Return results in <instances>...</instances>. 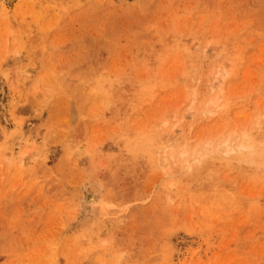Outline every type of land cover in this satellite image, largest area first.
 Returning <instances> with one entry per match:
<instances>
[{
    "label": "rangeland",
    "instance_id": "rangeland-1",
    "mask_svg": "<svg viewBox=\"0 0 264 264\" xmlns=\"http://www.w3.org/2000/svg\"><path fill=\"white\" fill-rule=\"evenodd\" d=\"M0 264H264V0H0Z\"/></svg>",
    "mask_w": 264,
    "mask_h": 264
},
{
    "label": "bare ground",
    "instance_id": "bare-ground-1",
    "mask_svg": "<svg viewBox=\"0 0 264 264\" xmlns=\"http://www.w3.org/2000/svg\"><path fill=\"white\" fill-rule=\"evenodd\" d=\"M9 2V1H8ZM215 103V101H211L210 102V106H213ZM226 144H229V143H226ZM97 180V179H95ZM91 181V180H90ZM89 182V181H88ZM95 181H93L94 183ZM83 183V181L81 182ZM91 182H89V185H90ZM100 185L99 182H96ZM84 184V183H83ZM92 184V183H91ZM88 185V183H87ZM86 185V186H87ZM99 185H96V188L94 187L95 190H90L88 189L85 185H81L82 187H80V184H79V187L82 189L81 192H80V195H81V199H80V202H78V204H80L79 206V209L81 210V213L84 215V216H87L88 213H90L93 208L97 205L100 204V202L102 201V197H101V192L99 190L100 186ZM79 188V189H80ZM93 189V188H92ZM100 208V207H99ZM82 215V216H83ZM91 217V216H90ZM83 220V219H82ZM85 224V223H84Z\"/></svg>",
    "mask_w": 264,
    "mask_h": 264
}]
</instances>
